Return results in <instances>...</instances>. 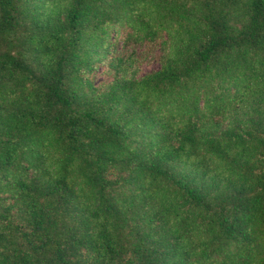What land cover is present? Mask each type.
<instances>
[{
	"label": "trees",
	"instance_id": "1",
	"mask_svg": "<svg viewBox=\"0 0 264 264\" xmlns=\"http://www.w3.org/2000/svg\"><path fill=\"white\" fill-rule=\"evenodd\" d=\"M0 264H264V0H0Z\"/></svg>",
	"mask_w": 264,
	"mask_h": 264
},
{
	"label": "rangeland",
	"instance_id": "2",
	"mask_svg": "<svg viewBox=\"0 0 264 264\" xmlns=\"http://www.w3.org/2000/svg\"><path fill=\"white\" fill-rule=\"evenodd\" d=\"M124 37V34H120V40L118 41L119 45H122L121 38ZM123 53V50H120ZM161 55L159 47L156 48H137L136 50V59L137 66L139 68V77H143L144 75L151 74L160 69L161 63L159 61V57ZM112 73L109 72L106 66H101L96 69V73L94 75L93 81L94 84L98 87L106 85L110 81H112Z\"/></svg>",
	"mask_w": 264,
	"mask_h": 264
}]
</instances>
